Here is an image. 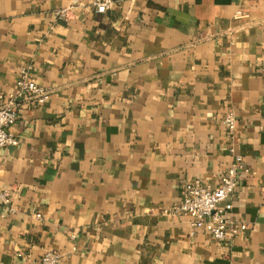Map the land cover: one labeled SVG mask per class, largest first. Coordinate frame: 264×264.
Listing matches in <instances>:
<instances>
[{
    "label": "crops",
    "instance_id": "0c3cea01",
    "mask_svg": "<svg viewBox=\"0 0 264 264\" xmlns=\"http://www.w3.org/2000/svg\"><path fill=\"white\" fill-rule=\"evenodd\" d=\"M91 1L0 0V95L22 69L50 92L18 101L0 149V264H264V0ZM235 155L245 230L164 213Z\"/></svg>",
    "mask_w": 264,
    "mask_h": 264
},
{
    "label": "built area",
    "instance_id": "2783aa9c",
    "mask_svg": "<svg viewBox=\"0 0 264 264\" xmlns=\"http://www.w3.org/2000/svg\"><path fill=\"white\" fill-rule=\"evenodd\" d=\"M114 3V0H92L91 4L99 13H105ZM75 4L67 8L54 11L61 19L69 18V11ZM264 73V61L261 65ZM50 92L32 79L26 69H22L16 78L15 95L4 97L0 95V149L18 144V138L11 131L18 117L19 100L44 103ZM224 122L228 130L235 127L236 118L233 112H228ZM247 171L243 165V158L235 155L234 161L224 169L219 176L216 186L206 184L199 179L183 183L181 201L171 210H164L166 214L187 216L191 233L204 230L216 240L233 239L246 229V224L236 221L231 216L233 196L236 192L240 172ZM0 203L8 205L11 211L10 192L0 189ZM40 218V214H37ZM21 255V254H20ZM60 254L55 250H46L40 257L38 264H59Z\"/></svg>",
    "mask_w": 264,
    "mask_h": 264
}]
</instances>
